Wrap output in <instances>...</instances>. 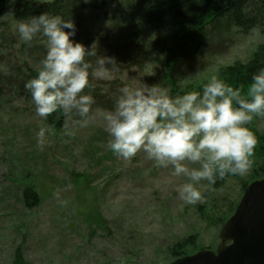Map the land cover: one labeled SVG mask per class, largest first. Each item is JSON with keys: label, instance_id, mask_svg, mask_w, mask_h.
I'll list each match as a JSON object with an SVG mask.
<instances>
[{"label": "rangeland", "instance_id": "obj_1", "mask_svg": "<svg viewBox=\"0 0 264 264\" xmlns=\"http://www.w3.org/2000/svg\"><path fill=\"white\" fill-rule=\"evenodd\" d=\"M25 43L17 24L10 33L0 28V264H14L17 252L26 264H173L177 257L171 250L182 256L216 252L226 216L233 206L236 210L257 159L252 157L246 176L230 175L219 189L202 181L197 187L204 199L190 205L177 191L186 177L156 166L143 152L131 160L112 153L103 112L114 107L125 85L159 84L171 96L183 95L222 68L246 63L264 44V32L215 36L193 64L175 72L174 92L168 83L153 79L152 71L106 70L101 78L114 102L93 108L86 127L75 123L78 116L65 119L61 131L36 114L33 102H21L20 92L6 91L10 65L41 67L42 59L20 50ZM40 127L51 128L43 149L37 146ZM248 127L254 135L264 134V117L255 116ZM29 185L38 196L32 208L25 198Z\"/></svg>", "mask_w": 264, "mask_h": 264}, {"label": "clouds", "instance_id": "obj_2", "mask_svg": "<svg viewBox=\"0 0 264 264\" xmlns=\"http://www.w3.org/2000/svg\"><path fill=\"white\" fill-rule=\"evenodd\" d=\"M17 30L24 42L39 37L46 48L38 74L25 83L36 114L47 119L62 111L66 119L78 116L75 123L88 126L96 102L85 91L93 87L90 76L103 77L108 65L118 70L116 58L98 55L95 44L86 47L75 41L74 21L61 15L45 12L22 19ZM90 57L97 58L95 65ZM255 116L264 117V67L251 74L246 94L243 86L234 87L217 75L202 91L177 96L159 84L125 85L114 107L104 110L103 121L107 147L115 156L131 160L143 152L156 166L186 177L177 189L179 199L194 205L204 199L197 187L202 181L215 184L227 175L249 173L257 139L248 125ZM49 134L50 127H40L38 147H45Z\"/></svg>", "mask_w": 264, "mask_h": 264}, {"label": "trees", "instance_id": "obj_3", "mask_svg": "<svg viewBox=\"0 0 264 264\" xmlns=\"http://www.w3.org/2000/svg\"><path fill=\"white\" fill-rule=\"evenodd\" d=\"M45 12L72 19L77 29L73 39L86 47L95 44L100 56L115 57L118 69H139L143 73L152 71L153 79L168 83L173 92L178 89L175 72L184 64H193L215 36L235 30L241 35H248L255 29L264 32V0H54L44 3L0 0V28L4 27L10 33L13 24ZM20 50L29 58L43 59L46 55V48L39 37L31 43L26 42ZM88 59L95 65L96 57ZM10 67L12 70L4 77L10 80L6 91L20 92L23 103L26 99L33 102L25 83L39 70L27 62L22 67ZM260 67H264V44L246 63L222 68L218 77L234 87L243 86L246 94L251 74ZM107 70H111V65ZM90 82L93 87L85 91H90L95 98L93 108H109L114 100L111 101L110 92L104 89L107 86L105 80L90 76ZM205 83L189 89L202 91ZM65 119L63 112L58 111L48 116L46 122L61 131ZM255 137L257 168L252 172L251 181L243 185V192L252 182L264 180V134H256ZM229 177L217 179L215 189H219ZM25 198L30 208L37 206L38 196L32 185L27 187ZM234 212L233 206L227 220ZM170 252L174 258L177 257L175 261L188 257L180 255L179 250ZM14 264H26L20 252H17Z\"/></svg>", "mask_w": 264, "mask_h": 264}, {"label": "water", "instance_id": "obj_4", "mask_svg": "<svg viewBox=\"0 0 264 264\" xmlns=\"http://www.w3.org/2000/svg\"><path fill=\"white\" fill-rule=\"evenodd\" d=\"M219 237L216 252L202 251L173 264H264V180L248 185Z\"/></svg>", "mask_w": 264, "mask_h": 264}]
</instances>
